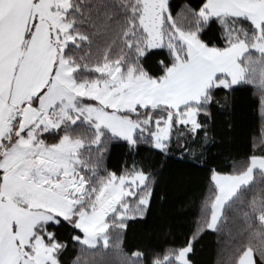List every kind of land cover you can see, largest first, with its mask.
I'll return each mask as SVG.
<instances>
[{"label": "snow or ice", "instance_id": "6c2138e0", "mask_svg": "<svg viewBox=\"0 0 264 264\" xmlns=\"http://www.w3.org/2000/svg\"><path fill=\"white\" fill-rule=\"evenodd\" d=\"M172 164L202 182L176 196ZM205 242L264 264V0H0V264Z\"/></svg>", "mask_w": 264, "mask_h": 264}, {"label": "trees", "instance_id": "16d2710c", "mask_svg": "<svg viewBox=\"0 0 264 264\" xmlns=\"http://www.w3.org/2000/svg\"><path fill=\"white\" fill-rule=\"evenodd\" d=\"M252 127H255V120L251 115H249L248 125L245 128L246 135ZM236 149L238 151L241 150L239 143L236 145ZM118 152L119 150H117V154ZM165 181L176 196L182 197L188 188L195 187L201 183L202 177L193 174L181 165L172 164L165 174ZM165 211H167V208H165ZM153 226L154 224L152 221L147 224L130 221L129 235L135 239L145 238L152 230ZM196 259L198 264H208V262L212 259V250L207 242H205V244L200 247Z\"/></svg>", "mask_w": 264, "mask_h": 264}]
</instances>
